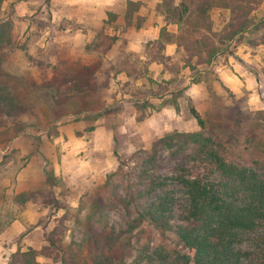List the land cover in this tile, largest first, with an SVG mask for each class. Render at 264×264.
Masks as SVG:
<instances>
[{"label": "trees", "instance_id": "16d2710c", "mask_svg": "<svg viewBox=\"0 0 264 264\" xmlns=\"http://www.w3.org/2000/svg\"><path fill=\"white\" fill-rule=\"evenodd\" d=\"M5 1L0 0V10ZM208 4L199 10V19L208 18L212 6ZM254 10L237 6L226 39L237 46L264 45V18L252 20ZM192 13L187 0H182L166 14L180 25ZM99 38L102 42L95 49L88 45L87 52H97L101 58L89 63L77 60L75 71L61 74L59 65L29 55L13 20H0V127L7 131L5 121L27 111L25 77L14 78L16 73L5 67L11 57L23 52L40 70L37 79L31 75L32 87L54 92L67 84L79 88L84 78H95L105 62L110 70L116 69L105 59L117 39L104 32ZM203 47L209 53L206 63L213 64L219 46L208 48L203 43ZM190 110L200 131L167 133L151 149L120 161L94 202L80 204L74 217L69 204L56 198L54 187L60 180L52 170L47 172L46 189L9 196L0 188V239L33 202L66 210L59 225L46 234L50 244L46 250L55 252L61 264H264V112L247 111L231 122L228 131L213 133L193 105ZM10 162L7 155L0 162V184L10 176ZM117 214L120 220L114 218ZM74 218V229H80L82 238L65 247L68 233L73 232L68 223ZM153 232L159 234L156 242L144 236ZM119 253L122 259L115 256ZM39 256L41 251L33 248L18 249L10 264H39Z\"/></svg>", "mask_w": 264, "mask_h": 264}, {"label": "rangeland", "instance_id": "374dc122", "mask_svg": "<svg viewBox=\"0 0 264 264\" xmlns=\"http://www.w3.org/2000/svg\"><path fill=\"white\" fill-rule=\"evenodd\" d=\"M20 1L6 0L0 10V20H13L16 28L20 30L22 40L27 44L29 55L35 61L40 59L59 65L61 74L75 71L77 60L82 59L89 63V60L102 57L97 52H87L88 45L95 49L94 45L102 42L99 38L102 32L117 39L105 59L112 62L116 69L110 70L111 65L105 62L102 71L93 79L84 78L83 85L79 88L67 84L60 87V91L54 92L32 87V82L38 78L40 70L34 62L25 58L23 52L11 57L10 63L5 66L9 71L16 73L14 78L25 77L28 87L25 114L5 121L10 128L7 131L5 127H0L1 130L4 129L1 139L23 135L28 142L23 145L25 153L17 142L6 154L11 163L13 162L10 165L9 177L14 179L28 160L37 159L40 163L39 169L43 166L47 168V164L41 163V145L43 141L47 144L53 143L52 137L59 135L58 128L61 126L76 123L79 129L77 137L87 136L88 141L93 138L92 132L99 129L104 134L98 137L95 135L96 141L100 140L105 146H109L106 144L112 139V154L105 155L107 171L104 182L96 187L94 193L86 194L78 207L69 205L73 209V217L80 204L90 206L94 202L99 187L105 183L108 174L117 170L120 161H129L138 151L151 149L156 140L167 133L200 131L198 122L191 114L192 105L207 120L209 130L213 133L228 131L231 122L236 118H243L247 111L264 112V89H258L255 96L250 95L247 90L234 94L220 83L216 73L217 65L228 64L230 58L240 61L255 75L264 73V45L255 48L247 45L237 46L236 41L225 37L230 32L234 10L239 4L254 6L255 10L250 18L257 21L264 18V0H244L243 3H240V0H187L193 13L180 25L170 22L166 13L170 7L179 5L182 0H144L129 3L125 21L119 15L110 14V21L97 30L96 40L91 43L76 41L71 36L76 31L86 32V28L70 20L53 23L46 9L43 11L39 4L32 8V15L20 16L15 9ZM206 2L212 6L208 18L202 20L198 18V14ZM141 5L145 6L143 18L150 17L148 10L152 7L155 16L160 14L166 24L159 27L160 35L157 39L132 46L129 38L132 31L137 29L130 27V23L136 21V18L133 19L134 13ZM72 14L68 13L69 16ZM143 18L139 17L137 23H134H143ZM200 42L208 48L212 45L219 46V54L213 58V64L206 63L208 49L203 47L201 50ZM170 45H175L176 50L170 51ZM240 47H246L248 52H251L254 56L252 63L245 64L237 56ZM188 59L190 63H187ZM48 74L51 75V69ZM7 81L14 83L13 80ZM22 126H25L23 132L20 131ZM103 145H97L99 152H106ZM106 150L108 152V149ZM235 151L238 156L241 155L240 151ZM249 158V155L245 157L246 160ZM44 171L47 180V170ZM59 182L58 187L62 188L60 197L67 202L68 191L62 187L61 180ZM65 214L64 209L59 212L50 211L46 217L40 218L36 225H26V231L22 234L15 229L9 231L11 234L7 236V240L0 239V264H10L12 255L18 249L27 251L32 248H22L21 244L24 237L39 225L42 226V243L39 249H35L41 251V256L37 258L38 263L61 264L56 259L55 252L46 250L50 247L46 234L59 225V220ZM114 216L116 220H120L118 214ZM75 221L74 218L68 223L73 232L68 233L65 247L73 239L78 242L82 238L80 229H74ZM158 235L153 232L145 233L144 236L146 239L151 237L156 242ZM37 239L39 236H32V242L36 243ZM12 248L16 249L4 252V249ZM115 256L122 259L121 253Z\"/></svg>", "mask_w": 264, "mask_h": 264}, {"label": "crops", "instance_id": "0c3cea01", "mask_svg": "<svg viewBox=\"0 0 264 264\" xmlns=\"http://www.w3.org/2000/svg\"><path fill=\"white\" fill-rule=\"evenodd\" d=\"M144 0H21L15 7L20 16L32 15V8L39 4L42 10L46 9L53 23H62L65 20L74 21L76 24L86 28V32L82 30L74 32L72 38L83 43H91L96 40L97 30H100L110 21V14L114 13L124 18L127 14L129 3L134 4ZM150 17H145V6L141 7L134 13L133 23L130 27L137 30L132 31L130 36L131 45H139L138 43H146L155 40L160 35L159 27L166 23L163 17L158 14L155 16L154 8L150 7ZM34 13V12H33ZM68 13H73L69 16ZM139 17L143 18L144 22L137 23ZM136 22V23H134ZM69 31V30H67ZM139 41V42H138ZM176 50L175 45H170L169 50ZM237 56L245 64L252 63L254 56L248 52L246 47H240ZM217 78L221 84L229 88L234 94L242 90L249 91L252 96L258 89H264V73L255 75L242 63L234 58H230V62L226 65L221 64L216 67ZM204 84V83H202ZM83 124V123H82ZM59 135L52 137L54 142L48 144L43 141L41 145V163L48 165L47 168L39 169L40 163L33 159L27 162L20 172L12 179L7 177L2 180L0 188L9 196H14L23 192L38 191L48 188L45 179V171L52 170L55 176L61 180L63 188L68 191L66 196L67 203L75 208L78 207L81 199L88 193H94L96 187L104 182L107 171V157L105 155L112 154V144L109 140V146L101 144V141H96V137L103 135L101 130L92 132V140L88 141L89 137H77L78 125L67 124L58 128ZM4 129L0 128V136ZM87 138V139H86ZM19 142V148L25 153L23 145L27 142L26 137L20 135L18 137H8L7 139L0 138V162L3 161L8 151ZM98 146L103 145L106 152L98 151ZM102 149V148H101ZM108 149V152L107 150ZM104 155V157H103ZM13 163V162H12ZM9 163V166L12 164ZM56 198L61 199L60 193L62 188L54 187ZM62 210V209H59ZM51 206H44L37 203H28L24 213L12 224L10 230L4 233L1 239L7 240V236L11 234V230L15 229L19 234L26 231V225H36L38 220L46 217L50 211L59 212ZM55 218L57 216H54ZM42 226H37L29 235L24 237L22 248L32 247L39 249L42 241L41 237ZM39 236L36 243L32 242V236ZM16 249V248H15ZM15 249H4V252H11Z\"/></svg>", "mask_w": 264, "mask_h": 264}]
</instances>
